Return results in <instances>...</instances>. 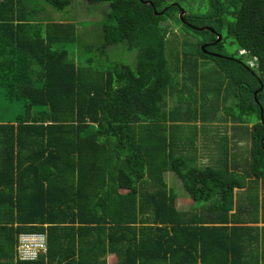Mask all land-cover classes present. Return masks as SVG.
<instances>
[{"label": "trees", "instance_id": "16d2710c", "mask_svg": "<svg viewBox=\"0 0 264 264\" xmlns=\"http://www.w3.org/2000/svg\"><path fill=\"white\" fill-rule=\"evenodd\" d=\"M103 1L109 9L96 50L106 56L103 48L120 43L135 50L131 66L94 62L86 50L68 57L59 45L71 40L69 23L34 22V9L22 0H0V97L22 106L13 120H0V264H105L106 254L114 264H264V215L259 232L239 205L249 198V182L264 180V0H202V13L183 16L220 32V40L204 47L220 55L199 48L212 33L179 21L172 0ZM46 2L62 9L69 0ZM166 19L197 36L181 41L180 81L170 72L177 65L169 70L164 57ZM227 38L253 66L222 52ZM202 57L225 72L219 87L235 97L236 108L226 116L245 115L250 123L249 159L219 148L215 156L234 160L222 169L188 164L187 155L169 147V134L180 125L166 118H211L204 84L217 79L201 76ZM188 80L200 86L201 100L188 108L177 99L165 112L164 95L178 86L189 91ZM164 170L181 180L192 207H174ZM19 232L45 233V252L17 260Z\"/></svg>", "mask_w": 264, "mask_h": 264}, {"label": "rangeland", "instance_id": "374dc122", "mask_svg": "<svg viewBox=\"0 0 264 264\" xmlns=\"http://www.w3.org/2000/svg\"><path fill=\"white\" fill-rule=\"evenodd\" d=\"M202 0H181L180 3L184 7V9L193 14H197L204 8L202 4H198V2ZM22 3H26L27 8L34 9V12L32 14V21L38 22V23H45L49 21L53 22H62V23H69V25L72 26V34H71V40L70 41H64L63 44H60L59 47L64 48L67 52L68 57L70 56H81V53H83L85 50L92 56H96V59L94 62H103L104 60H115L124 62L125 64H128V62L132 61L131 64H133L132 55L135 54V50L127 51L124 49L123 45L120 43L107 46L103 48V51H105L106 56H102V53L96 50V47L99 46L102 41V31L101 26L102 23L105 22V13L108 11L109 6L107 1H90L87 2L86 0H69V3L62 8V9H55L53 8L46 0H22ZM162 26L165 27L166 33L164 36V57L166 60L167 67L175 68L177 65L176 71H171L172 76L175 77L174 74H176V78L178 81L181 80L182 72L180 71V62L183 59V56L180 51L181 41H184L186 43H193L196 42L197 36L192 35V33H186L182 32L178 24H175L174 21L166 20L165 22L161 23ZM202 45V44H201ZM199 45V48L200 46ZM87 46H92L91 49H85ZM101 49V48H100ZM193 52V49H190L188 51L189 59H193V56H191ZM222 52L226 54H233L235 57L241 58L244 62H248V58L245 55H242L237 52L236 46L231 45L229 42V39L227 38L223 42ZM134 57V56H133ZM203 59H198V70H203V68L208 65L212 67L211 71H206L201 76H204L206 78L211 79H217V81L210 82L204 84V86H208L206 90L204 91L205 94L203 95L204 100L207 101L206 104H210L211 110H210V116L211 113H213V117L215 118L216 115H221L223 118L226 116L225 111L229 110V107L234 109L236 111V108L234 107V101L231 98H228L229 100L226 101L223 98V93H226L225 88L222 90L220 89V84L223 82V75H225L224 71L217 70L215 67H213V64L208 61L209 59L202 57ZM253 63V61H249V63ZM207 63V64H206ZM249 80V78H246V82ZM187 87L192 90V92L189 91H183V89L177 87L176 91L172 95H164V101L167 104V107H170V105H174L176 103V100L178 99L183 104L187 105L186 107L190 108L192 106L193 100H196V103H198L201 100V96L198 94L200 86L197 84L192 85V82L188 80ZM224 91V92H223ZM255 97V96H254ZM186 101L188 103H186ZM22 110V106L19 104H10L6 101L2 100V97H0V120L2 121H8L13 120L14 116L18 113H20ZM188 114H191V111L189 109ZM188 115V116H189ZM244 117H241L239 119L236 117L234 120H231L230 116L225 117L228 118L229 123L227 126L226 121L222 122L220 125V129H226L229 127L230 129H236L237 127H241L243 129V132H239L242 134V139L238 140L236 143V147H238V150L240 151V154L237 157H241V160L243 158L249 159V142L248 137L249 135L246 134V130L250 127V123L248 120ZM192 118V117H190ZM188 119L185 120L186 122L190 123V127H195L196 119ZM180 120V119H179ZM251 121L253 119H250ZM183 122V121H180ZM192 128H190L192 130ZM218 128V129H219ZM202 139L199 140L200 143H202ZM197 148L199 150L195 152L194 150L189 149V153L186 156L185 161L187 160L188 164H193L196 166H199V161L201 164L205 160H209V164L212 167H215L217 169H222L223 162H233L234 160H229L225 158H218L215 156L214 152L211 151V147H208L204 145L203 143L200 145H197ZM180 149V147H177L175 151ZM194 149V148H193ZM192 153H195L196 155H192ZM208 155V157H207ZM207 157V158H206ZM196 158V160H195ZM196 162V164H195ZM208 164V165H209ZM247 167V165H244ZM228 169H231L228 167ZM239 169V168H238ZM231 171V170H229ZM253 177H249V179H252ZM248 178H246L247 182ZM175 187L177 189L183 190L181 183L179 180L175 181ZM250 188L248 192L245 194L249 198L245 197L244 203H241L239 201V205H243L246 207V209H252L254 207V210L257 211V206L260 208V216H253V219H247L249 222L246 224H251L254 221H257L261 224H259L258 229L260 232L261 226L263 222L261 221V214L264 215V180L261 179H252L250 182ZM246 184L242 189H240L243 192H245ZM120 192H125V189L120 188ZM185 192V191H184ZM180 197L175 201V205L177 208L187 209L188 207H191L194 203L191 201V197L184 194L183 191H180ZM188 194V193H187ZM248 200V201H247ZM251 200V201H249ZM255 203V205H252V203ZM253 206V207H252ZM263 212V213H262ZM255 215H257V212H254ZM252 216V215H250ZM115 261V258L111 255H107L105 258V264H113Z\"/></svg>", "mask_w": 264, "mask_h": 264}, {"label": "crops", "instance_id": "0c3cea01", "mask_svg": "<svg viewBox=\"0 0 264 264\" xmlns=\"http://www.w3.org/2000/svg\"><path fill=\"white\" fill-rule=\"evenodd\" d=\"M203 70L204 71H211V67L206 65L203 68ZM223 98H224V100L228 101L229 100L228 98L231 99L232 97H231V95H225L223 93ZM174 105H170V107H167V104L165 103L164 106L162 107V109L166 112L169 109H171ZM198 116H199V114H197L196 119H198V121H196V123H195V127H196L195 130L190 129V128H192L189 126L190 123L185 121L188 119H184L183 122H180V121H170V120H168V118H166V120H165L166 124H171V123L177 124L178 123V125H180L179 127H175L173 129V131H171L169 134V140H168L170 142L169 147L172 149L173 153L188 155L189 149L197 152L199 150V148H197V145H200L203 143L204 145L211 147V151L214 152V154H216V153L218 154L219 152H221L219 150V148L224 150L228 155H233V156L237 157L240 154L238 147H236V144H237L236 142L238 140L242 139V134L239 132H242L243 129L241 127H237L236 129H230L229 127H227L226 129H220L219 128L221 123L224 121H226L227 126H228L229 120H228V118H225V117H229L230 115H227L224 118L221 115L220 116L216 115L215 118L213 116H210L211 118L209 120H204V121H201L198 118ZM231 120H233V119H231ZM203 127H204V129H202ZM200 139L203 140L202 143L199 142ZM177 147H180V149L175 151V149ZM191 154L194 156L196 155L195 153H192V152H191ZM207 157H208V155H207ZM195 160H196V158H195ZM195 164H196V162H195ZM199 164H200L199 166L208 165L209 160L208 159L205 160L202 164L199 161ZM162 177H163L164 182L166 183V186L172 190L174 207L179 211H184V210H187L188 208H190V207H188L187 209H182V208H177L175 205V201L177 199H179V197H180V193H179L180 191H183L184 194L188 195L187 192L183 188H182L183 190H180V189H177V187H175V184H176L175 181L176 180H179L181 183V180L175 175V173L170 171V170H164L162 173ZM235 192H236V190H235ZM191 201H192V199H191ZM256 210L257 211L254 210V207L252 209H245L246 212H251L252 216H260V214H259L260 208L258 206H257ZM258 210H259V212H258ZM254 212H257V215H255ZM253 224H256L259 226V224H261V223L254 222ZM107 255H111L114 257L113 254H106L105 258ZM114 263H115V261H114Z\"/></svg>", "mask_w": 264, "mask_h": 264}, {"label": "built area", "instance_id": "2783aa9c", "mask_svg": "<svg viewBox=\"0 0 264 264\" xmlns=\"http://www.w3.org/2000/svg\"><path fill=\"white\" fill-rule=\"evenodd\" d=\"M14 256L17 260H33L45 252L43 232H19L15 237Z\"/></svg>", "mask_w": 264, "mask_h": 264}, {"label": "flooded vegetation", "instance_id": "af4514ba", "mask_svg": "<svg viewBox=\"0 0 264 264\" xmlns=\"http://www.w3.org/2000/svg\"><path fill=\"white\" fill-rule=\"evenodd\" d=\"M142 1V0H141ZM171 2H173V3H176V4H170ZM202 4L203 5V7H204V3L203 2H201V1H199L198 2V4ZM168 4L169 5H172V6H174L175 7V16L177 17V14H178V7H181L182 9H183V14H182V21L179 19V21H181L182 23H184L185 25L187 24H189L188 22H186L185 20H184V18H183V16L185 15V14H187L188 12L184 9V7L181 5V4H178L176 1H174V0H172V1H169L168 2ZM163 10H165V6L164 7H162L159 11H155V10H152V13L153 14H161L162 13V11ZM159 12H161V13H159ZM200 13H202V11H200L199 12V14ZM194 16H198V13L197 14H193ZM166 20H171V19H166ZM165 20V21H166ZM165 21H162V22H165ZM171 21H173V20H171ZM189 25H191V24H189ZM192 26V25H191ZM202 26H206V27H209V28H211L212 29V31H210V33H212V35H213V39H206L205 41H202L199 45H204V47H207V46H210V45H213V44H209V43H211V42H213L215 39H216V37L214 38V34H219L220 36H219V40H220V37H221V34H220V32H218V31H216V30H214L212 27H210V25H202ZM193 27H195V26H193ZM205 31L206 30H208V29H204ZM209 31V30H208ZM238 52V51H237ZM204 53H206V54H213V55H215V54H218V53H216L215 51H211V50H207L206 52H204ZM218 55H220V54H218ZM243 54H241V56H242ZM239 58V57H238ZM241 59V58H240ZM237 60V59H236ZM249 61H250V59H248V62H247V65H249V66H253V63H249ZM207 64V63H206ZM261 87H262V83H261V81L260 80H258V87L256 88V89H253L251 92H252V94H253V92H258L260 89H261ZM256 92V93H257ZM233 99V98H232ZM234 99H235V97H234ZM233 99V100H234ZM261 121V120H260Z\"/></svg>", "mask_w": 264, "mask_h": 264}, {"label": "water", "instance_id": "95a60500", "mask_svg": "<svg viewBox=\"0 0 264 264\" xmlns=\"http://www.w3.org/2000/svg\"><path fill=\"white\" fill-rule=\"evenodd\" d=\"M142 2H143V3L150 4V1H149V0H142ZM170 4H176V3L171 2ZM159 13H161V12H159ZM182 14H183V9H182L181 7H178V14H177V17H178L181 21H182ZM188 26H190V27H192V28H196L197 30L208 29L209 31H212L211 28L206 27V26L193 27V26H191V25H189V24H188ZM219 36H220V35L217 34L216 39H215L213 42L209 43V44H214L216 41H218V40H219ZM200 49H201L202 51L206 52L205 49H204V45H201V46H200ZM215 55H218V54H215ZM256 92H257V91H256ZM256 92H253V96H255Z\"/></svg>", "mask_w": 264, "mask_h": 264}, {"label": "clouds", "instance_id": "9594fccd", "mask_svg": "<svg viewBox=\"0 0 264 264\" xmlns=\"http://www.w3.org/2000/svg\"><path fill=\"white\" fill-rule=\"evenodd\" d=\"M237 51H238L240 54H243V55H245V54H244L245 52H244V50H243V49H238ZM245 56H246V55H245ZM247 58L249 59V57H247ZM252 59H254V58L252 57ZM250 60H251V59H250Z\"/></svg>", "mask_w": 264, "mask_h": 264}]
</instances>
